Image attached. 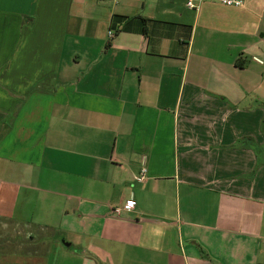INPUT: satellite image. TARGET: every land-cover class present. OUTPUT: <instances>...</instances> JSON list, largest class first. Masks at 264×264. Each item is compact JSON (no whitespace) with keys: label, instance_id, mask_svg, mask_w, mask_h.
Masks as SVG:
<instances>
[{"label":"crops","instance_id":"0c3cea01","mask_svg":"<svg viewBox=\"0 0 264 264\" xmlns=\"http://www.w3.org/2000/svg\"><path fill=\"white\" fill-rule=\"evenodd\" d=\"M188 1L0 0V264H264V0Z\"/></svg>","mask_w":264,"mask_h":264},{"label":"built area","instance_id":"2783aa9c","mask_svg":"<svg viewBox=\"0 0 264 264\" xmlns=\"http://www.w3.org/2000/svg\"><path fill=\"white\" fill-rule=\"evenodd\" d=\"M214 1L219 2V3L226 5V6H241L244 3V0H214ZM188 6L190 8H196L197 7L196 4H194V2L192 0L188 1ZM108 35L110 38H113L115 36V30H109ZM147 172H148V170L146 167L141 168L139 174L135 176V180L138 182H145L147 179ZM135 205H136V202L131 200L124 205V209L132 210L135 208ZM114 212L116 214H120L121 208H115Z\"/></svg>","mask_w":264,"mask_h":264}]
</instances>
